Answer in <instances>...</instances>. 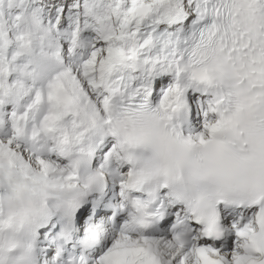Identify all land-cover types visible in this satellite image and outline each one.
<instances>
[{
	"label": "snow or ice",
	"instance_id": "1",
	"mask_svg": "<svg viewBox=\"0 0 264 264\" xmlns=\"http://www.w3.org/2000/svg\"><path fill=\"white\" fill-rule=\"evenodd\" d=\"M0 264H264V0H0Z\"/></svg>",
	"mask_w": 264,
	"mask_h": 264
}]
</instances>
